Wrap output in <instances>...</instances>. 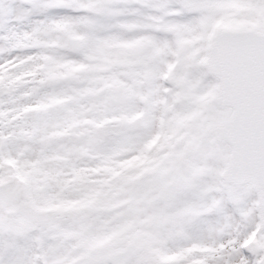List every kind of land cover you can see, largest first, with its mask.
Returning <instances> with one entry per match:
<instances>
[{
  "label": "snow or ice",
  "instance_id": "obj_1",
  "mask_svg": "<svg viewBox=\"0 0 264 264\" xmlns=\"http://www.w3.org/2000/svg\"><path fill=\"white\" fill-rule=\"evenodd\" d=\"M0 264H264V0H0Z\"/></svg>",
  "mask_w": 264,
  "mask_h": 264
}]
</instances>
